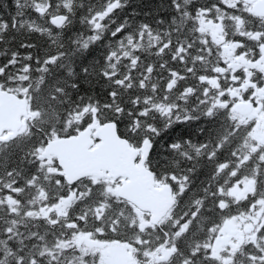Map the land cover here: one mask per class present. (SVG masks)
<instances>
[{
  "label": "snow or ice",
  "instance_id": "obj_1",
  "mask_svg": "<svg viewBox=\"0 0 264 264\" xmlns=\"http://www.w3.org/2000/svg\"><path fill=\"white\" fill-rule=\"evenodd\" d=\"M0 264H264V0H0Z\"/></svg>",
  "mask_w": 264,
  "mask_h": 264
}]
</instances>
